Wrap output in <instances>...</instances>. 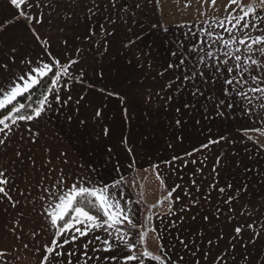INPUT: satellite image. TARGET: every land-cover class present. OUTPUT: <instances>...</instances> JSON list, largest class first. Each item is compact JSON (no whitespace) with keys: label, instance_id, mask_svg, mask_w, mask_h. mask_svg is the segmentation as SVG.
Segmentation results:
<instances>
[{"label":"snow or ice","instance_id":"6c2138e0","mask_svg":"<svg viewBox=\"0 0 264 264\" xmlns=\"http://www.w3.org/2000/svg\"><path fill=\"white\" fill-rule=\"evenodd\" d=\"M197 4L199 24H177L169 35L161 20L145 28L136 19V10L143 15L140 0L134 6L128 0H7L12 16L0 20V264H264V202L247 200L236 207L251 183L264 188V167L235 188L220 187L214 179L208 188L223 207L213 205L201 214L211 192L202 191L196 179L187 188L175 184L168 190L160 164H152L167 195L150 205L141 221L133 203L143 201L126 199L121 161L103 174L85 164L73 168L67 151L52 156L53 145L41 129L55 114L57 121L102 144L106 156L119 149L131 169L155 129L174 150L188 139L190 128L205 127L201 120L223 123L239 113L246 122L238 129L241 139L253 144L256 162L264 163L259 159L264 156V0ZM154 6L162 17L161 0ZM184 7H191V0ZM19 22L40 49L35 56L12 35ZM137 23L140 30L132 27ZM89 54L104 58L90 72ZM110 102L122 126L132 128L136 115L143 120L147 131L139 142L124 131L117 138L116 121L108 120ZM88 109L90 116L84 114ZM211 132L209 127V135L184 156L175 153L163 163L175 172L176 161L184 168L198 162L184 157L203 155L221 142L236 143ZM54 159L60 163L53 165ZM207 159L199 160L193 177L203 172ZM220 160L217 156V166ZM112 171L117 176L109 180ZM211 171L219 176L215 166ZM244 171L252 170L245 164ZM177 190L181 195L173 198ZM165 204L166 214L176 217L173 226L184 225L187 214L191 222L198 216L201 221L188 232L176 226L170 247L153 224L154 218L163 222L153 210Z\"/></svg>","mask_w":264,"mask_h":264},{"label":"crops","instance_id":"0c3cea01","mask_svg":"<svg viewBox=\"0 0 264 264\" xmlns=\"http://www.w3.org/2000/svg\"><path fill=\"white\" fill-rule=\"evenodd\" d=\"M136 2L137 0H128V3L132 4L133 6ZM140 2L143 5V15L140 14L141 10H136V19L143 22L145 28H148V26H150L153 22L161 20L164 25L169 27V35H171V31L175 30V25L177 24H191L193 21L199 24V20L202 19V17H198L196 12L198 7L197 0H191V7H184L185 0H161L163 10L162 17L160 15L159 7L154 6V0L152 3H149L148 0H140ZM226 2L227 0H218V4L221 5ZM222 11L223 10L221 9L220 14H222ZM11 16L12 13L7 6V0H0V20L10 18ZM132 27L134 30H140L138 23L133 24ZM38 30L41 31L42 34L44 31H46L45 29ZM52 33L55 37L57 34L56 29H53ZM12 35L15 39L19 40L20 44L18 46L26 44L27 49L32 51L33 56H35V54L40 51V49L33 43V39L25 30L23 22H19L13 28ZM121 35H124L123 29L121 30ZM53 43L58 51L60 47L59 43L55 39L53 40ZM157 51H160L162 55H167V52L163 49H157ZM100 62H104L103 57L96 56L95 59H93L92 55L89 54L86 61V66L89 67V72L91 71V66H94ZM155 70L158 69H154V71ZM93 99L96 101V103H99L98 97H93ZM84 114L90 116L91 109H88ZM107 114L109 122L112 120L116 121L117 138L120 131H124L125 134L139 142L141 140L140 133L147 131V127L139 115H136L135 120L132 121V128L122 126L119 120V113L116 110V105L114 102L109 103ZM50 115L52 117L51 120L42 123L41 129L44 136L46 137L47 143L53 145L54 150L52 152V156L55 157L57 152L60 150L67 151L71 167L76 168L78 164H85L86 169L95 167L98 169L100 174H103L106 168L110 170L118 160L121 161L123 166L120 168V173L127 182V187L124 189L126 199H130L132 201L141 199L143 201L141 204L133 203V208L139 210L138 219L141 221L149 214L150 206L141 198L143 197L141 194L143 192L142 189L149 181L142 180L141 177L142 173H146L144 171L145 169H148L147 173L152 172L153 174V170L150 167L152 164H160L161 175L165 178V183L168 190H171L175 184H180L182 187L187 188L190 186V181L192 179H196L197 183L201 186L202 191L211 192V203L204 204L202 207H199L201 214L212 208L213 205H220L223 207L221 201L217 198L216 192L208 188L209 183L213 182L214 179L219 181L220 187L225 186L226 183H231L235 188L240 184L237 183L236 185V178H239L241 181H251L254 177L255 171L261 167H264V163L256 162L257 149L253 146V144L246 139H241V133L238 131V129L246 126V122L239 113H233L235 119L225 121L223 123L217 121L216 123L208 124L207 122L201 120V124L205 125V127L202 129L199 128V126L190 128L187 133L188 139L182 146H175L174 150L167 148L166 139L168 138L162 134L160 129H155L152 136L149 137L150 143H146L144 146L139 148V155L136 156V163L131 169L127 168L129 160L122 159V153L119 151V149H114L116 154L112 157H108L104 154L102 144L95 141L90 136L84 134L82 131H78L73 125L63 122V119L57 121L55 114ZM209 127L212 129L211 135L213 137H218L221 134L227 135L230 140H236V143L231 144L227 142H221L219 145H213L211 149L203 150V155H201V153H196L194 157H184L185 160L198 158V162L196 165L189 163L188 167L184 168L182 167L180 161H176L175 166L179 170L175 172H173L167 165L163 163L165 159H169L175 153H179L181 156H184L185 150H191L194 146H199V143L203 141L207 135H209ZM260 139L261 142H264V137H260ZM114 142L115 140L111 141V143ZM43 143H45L44 140L41 141V144ZM245 149H247V151H245ZM234 153L235 155H233ZM249 155L252 156V159L248 158ZM205 156H207L208 159L205 161L203 172L197 173V175L193 177L192 172L194 168L200 167L199 160H203ZM217 156H221L220 164L218 166L215 164ZM40 158L47 159V157L43 155H41ZM259 159L264 161V156L259 157ZM239 161H242V163L237 166V162ZM59 163V160H53V165H57ZM245 164H247L252 170L251 172L246 173L244 171ZM214 166L217 168L219 176L214 177L211 171ZM116 176L117 173L112 171L111 176L108 177V179L110 180L112 177ZM153 176L155 177L154 174ZM201 177H203V179H201ZM38 178L39 176H37V179ZM145 178L146 177L143 179ZM165 195H167V192L163 190L160 191L157 196L159 199H161ZM177 195H181L179 190L173 194V198H175ZM247 200H251L257 205L261 202H264V188H262L258 183H251L250 191L244 195V200L237 203V210H239V204L244 203ZM184 202V198L181 197L180 203ZM176 207L178 208L179 204H177ZM153 211L163 215V222H161V220L158 218H154L153 224L158 228V230H160V235L164 238L162 243L167 244L169 247L173 242L172 233L176 232V226H183L184 231L188 232L190 228H194L197 226V224L201 223L199 216L197 217V222L193 223L188 220V216L191 214H187L184 217V225H181L180 221H177L176 226H173L170 224V220H176V217L166 214L167 204L158 207ZM195 212L196 208H193V214ZM6 243H11V240H7ZM221 246L223 247V244Z\"/></svg>","mask_w":264,"mask_h":264},{"label":"rangeland","instance_id":"374dc122","mask_svg":"<svg viewBox=\"0 0 264 264\" xmlns=\"http://www.w3.org/2000/svg\"><path fill=\"white\" fill-rule=\"evenodd\" d=\"M140 175H141V173H140ZM144 177H146V178L143 179ZM141 178H142V180H148L149 181L142 189L143 192L141 194L143 195V197H141V198L146 203H148L149 205H152L159 200V197L157 195H158V193H160V191H163V189H161L159 181L153 176L152 172L142 173ZM235 182L237 185V183H241L243 181H241L239 178H236ZM148 242H149L150 249L155 251L156 246H157L155 238L150 236Z\"/></svg>","mask_w":264,"mask_h":264}]
</instances>
